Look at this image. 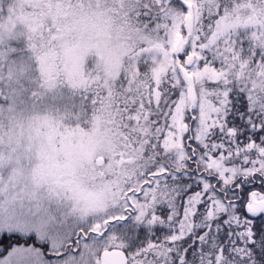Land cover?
Listing matches in <instances>:
<instances>
[{
    "label": "snow or ice",
    "instance_id": "obj_1",
    "mask_svg": "<svg viewBox=\"0 0 264 264\" xmlns=\"http://www.w3.org/2000/svg\"><path fill=\"white\" fill-rule=\"evenodd\" d=\"M0 264H264V0H0Z\"/></svg>",
    "mask_w": 264,
    "mask_h": 264
}]
</instances>
